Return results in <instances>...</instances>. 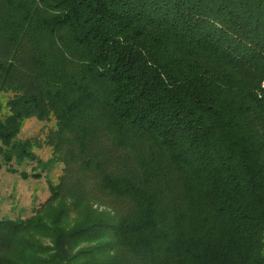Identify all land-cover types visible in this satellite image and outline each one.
<instances>
[{
    "label": "trees",
    "instance_id": "trees-1",
    "mask_svg": "<svg viewBox=\"0 0 264 264\" xmlns=\"http://www.w3.org/2000/svg\"><path fill=\"white\" fill-rule=\"evenodd\" d=\"M0 91V264H264V0H0Z\"/></svg>",
    "mask_w": 264,
    "mask_h": 264
},
{
    "label": "rangeland",
    "instance_id": "rangeland-1",
    "mask_svg": "<svg viewBox=\"0 0 264 264\" xmlns=\"http://www.w3.org/2000/svg\"><path fill=\"white\" fill-rule=\"evenodd\" d=\"M8 94L6 91H0V101L5 102ZM46 129L47 124L44 121L36 117L28 118L23 123L20 137L38 136L43 140ZM34 150L43 161L53 160V150L49 145L43 144L41 147H34ZM26 163L24 165L15 163V166L19 170H26L30 173L28 178L23 177L19 172L10 171L6 165L2 164L0 157V217L21 219L33 215L35 210L49 197L50 186L58 183L64 167L59 160L53 161L52 165L46 169H43L42 165L38 166L36 161ZM37 171L41 172L40 177L32 175ZM44 241L50 242L49 238Z\"/></svg>",
    "mask_w": 264,
    "mask_h": 264
}]
</instances>
